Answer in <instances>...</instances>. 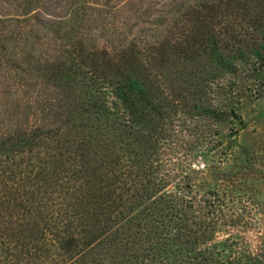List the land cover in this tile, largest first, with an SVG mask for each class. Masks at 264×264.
Returning a JSON list of instances; mask_svg holds the SVG:
<instances>
[{"label":"trees","instance_id":"16d2710c","mask_svg":"<svg viewBox=\"0 0 264 264\" xmlns=\"http://www.w3.org/2000/svg\"><path fill=\"white\" fill-rule=\"evenodd\" d=\"M153 1L0 0V264H264V0Z\"/></svg>","mask_w":264,"mask_h":264},{"label":"rangeland","instance_id":"374dc122","mask_svg":"<svg viewBox=\"0 0 264 264\" xmlns=\"http://www.w3.org/2000/svg\"><path fill=\"white\" fill-rule=\"evenodd\" d=\"M134 5L135 4H126L124 10H121L120 12H117V15L120 18V20L129 19L130 17H135V16L138 17L143 12V8L142 9H138L137 11H134L137 8V6H134ZM96 18H97L98 22H96L95 25H97L98 28H99V24H101V23L105 24V22L107 21V20H102V15H99ZM135 22H136V20L133 19L130 22V25L131 26L134 25ZM145 22L146 21H144L143 24L139 25L138 28L134 29V31H133V32L139 31L140 33H138L137 35L140 36V37L144 36L143 33L148 31L149 28L151 29V26L149 24L145 23ZM255 109L260 115H264V86H262L257 91V93L255 94ZM196 165H200V163L197 162Z\"/></svg>","mask_w":264,"mask_h":264}]
</instances>
